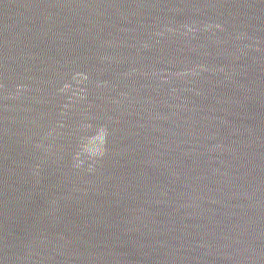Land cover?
Instances as JSON below:
<instances>
[{"label": "water", "instance_id": "water-1", "mask_svg": "<svg viewBox=\"0 0 264 264\" xmlns=\"http://www.w3.org/2000/svg\"><path fill=\"white\" fill-rule=\"evenodd\" d=\"M0 264H264V0H0Z\"/></svg>", "mask_w": 264, "mask_h": 264}]
</instances>
